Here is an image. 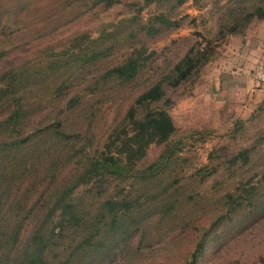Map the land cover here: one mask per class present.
<instances>
[{"label": "rangeland", "instance_id": "1", "mask_svg": "<svg viewBox=\"0 0 264 264\" xmlns=\"http://www.w3.org/2000/svg\"><path fill=\"white\" fill-rule=\"evenodd\" d=\"M259 5L264 0H125L110 8L92 0H0L3 98L15 94L27 115L16 140H0V149L22 147L43 127L68 133L60 148L49 144L55 181L39 180L57 185L68 182L80 155L104 146L141 88L210 43L209 60L167 88L174 137L151 145L126 181L107 177L73 191L83 226L51 242L50 264H189L201 245L198 264L264 260V86L254 79L264 18L245 19ZM135 49L142 68L132 82L119 88L104 78ZM41 191L38 208L53 200Z\"/></svg>", "mask_w": 264, "mask_h": 264}, {"label": "trees", "instance_id": "2", "mask_svg": "<svg viewBox=\"0 0 264 264\" xmlns=\"http://www.w3.org/2000/svg\"><path fill=\"white\" fill-rule=\"evenodd\" d=\"M123 1L92 0L95 6L103 4L106 8ZM145 1L147 4L155 2ZM248 11L245 16L247 21L264 18V6L259 5ZM174 26L178 27L179 24L174 23ZM231 30L235 32L237 29L232 27ZM209 47L210 43L204 49L192 48L163 79L141 88L124 118L115 124L104 146L93 149L87 155H80V165L65 173L63 178L68 179V182L63 185L39 180L44 176L55 181V160L50 154L49 144L51 149L60 148L59 140L63 135L67 137L68 133L55 130L57 127H43L36 133L30 131L22 147L14 142L0 149V264H50L48 254L53 252L50 250L51 242L62 237L66 229L70 230V226H83L82 213H79L72 197L73 191L81 186H93L107 177L126 181L151 145L168 143L174 137L177 127L169 112L172 101L167 97V88L175 89L188 81L199 65L209 60ZM139 55L140 51L135 49L124 62L110 68L104 78L118 83L119 88L132 82L142 68ZM87 63L92 61L87 59ZM7 89L8 85H0V140H16L17 134L23 130L27 115L25 117L26 111L15 94L4 100L3 94ZM60 119L59 116L57 120ZM87 120L92 121L90 117ZM58 126H61L60 122ZM39 133L42 135L39 136ZM43 143L47 144L44 152L38 149ZM3 153L7 158L5 162ZM244 155L240 154L235 160ZM31 159L37 164L36 171L28 167ZM17 167L20 169H14V175H11L10 171ZM17 190L24 192L15 194ZM41 190L50 192L53 200L45 203V207L38 208L43 198ZM57 228H60L58 233ZM91 239L92 236L88 238L87 244ZM201 246L189 264H198ZM260 264H264V260Z\"/></svg>", "mask_w": 264, "mask_h": 264}, {"label": "built area", "instance_id": "3", "mask_svg": "<svg viewBox=\"0 0 264 264\" xmlns=\"http://www.w3.org/2000/svg\"><path fill=\"white\" fill-rule=\"evenodd\" d=\"M254 79L258 86H264V57L258 61L254 68Z\"/></svg>", "mask_w": 264, "mask_h": 264}]
</instances>
